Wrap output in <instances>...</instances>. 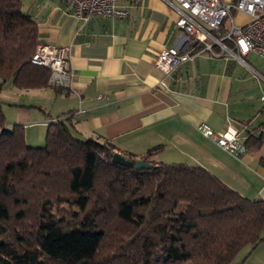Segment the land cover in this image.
Here are the masks:
<instances>
[{
  "label": "trees",
  "instance_id": "trees-1",
  "mask_svg": "<svg viewBox=\"0 0 264 264\" xmlns=\"http://www.w3.org/2000/svg\"><path fill=\"white\" fill-rule=\"evenodd\" d=\"M38 35L21 0H0V85H50L30 61ZM24 133L0 108V264H229L264 239V198L201 165L152 159L161 144L135 154L60 119L41 146ZM115 152L151 166L118 164Z\"/></svg>",
  "mask_w": 264,
  "mask_h": 264
},
{
  "label": "crops",
  "instance_id": "crops-1",
  "mask_svg": "<svg viewBox=\"0 0 264 264\" xmlns=\"http://www.w3.org/2000/svg\"><path fill=\"white\" fill-rule=\"evenodd\" d=\"M119 3L127 17L94 16L82 24L60 0H21L37 23L39 43L66 48L74 77L68 87L32 88L29 104L8 98L6 127L21 123L30 145L40 144L56 119L81 138L135 154L161 144L152 159L201 165L245 197L264 198V84L244 87L257 70L227 53L201 50L165 73L155 59L180 35L175 12L164 0ZM245 70L250 76L243 78ZM201 123L218 131L236 127L245 152L222 150L199 131Z\"/></svg>",
  "mask_w": 264,
  "mask_h": 264
},
{
  "label": "built area",
  "instance_id": "built-area-1",
  "mask_svg": "<svg viewBox=\"0 0 264 264\" xmlns=\"http://www.w3.org/2000/svg\"><path fill=\"white\" fill-rule=\"evenodd\" d=\"M72 8L73 13L86 23L94 16L125 18L129 10L119 1L137 3L143 0H60ZM175 12V24L181 32L170 46L163 47L155 59V66L170 73L173 67L191 59L198 51L211 56L227 53L246 63L242 57L249 52L264 55V0H164ZM235 10L246 16L236 21ZM226 21H228L226 23ZM30 61L49 69L48 83L68 87L74 77L65 47L38 43ZM264 102V88L260 91ZM199 131L222 150L241 154L246 147L236 127L229 125L224 131L214 130L206 124Z\"/></svg>",
  "mask_w": 264,
  "mask_h": 264
},
{
  "label": "rangeland",
  "instance_id": "rangeland-1",
  "mask_svg": "<svg viewBox=\"0 0 264 264\" xmlns=\"http://www.w3.org/2000/svg\"><path fill=\"white\" fill-rule=\"evenodd\" d=\"M232 15L234 16V19L236 21H241L244 19V16L242 13L237 12L235 10L232 11ZM228 21H226L227 23ZM241 65L244 64L247 68V71H255L257 73V78L255 80L253 78L245 79L244 87H248V90H253L257 86V82L259 85L264 84V55H260L258 53L251 52L248 54V56L242 57V59L247 63H243L241 60L235 58ZM251 67V68H250ZM255 69V70H254ZM246 70L242 72V77L246 78L250 75H247ZM253 73V72H252ZM256 75V74H254ZM257 88V87H256ZM27 89V90H25ZM32 88H19L15 85H13L9 80L5 81L2 85V88L0 90V107L4 110V116L5 120L9 118L8 113V105L10 102L9 99H15L20 100L21 103L24 102L25 104H29L32 100ZM28 91V92H27ZM30 93V94H29ZM45 137V135H43ZM45 139V138H44ZM44 139L40 144H35L34 146H41L44 143ZM63 207H66V205H62ZM184 207V203H180L176 210L179 211L181 208ZM264 235V231L261 233ZM252 251V250H251ZM250 251V245H245L242 247L232 258V260L229 262V264H264V242H262L252 253Z\"/></svg>",
  "mask_w": 264,
  "mask_h": 264
},
{
  "label": "water",
  "instance_id": "water-1",
  "mask_svg": "<svg viewBox=\"0 0 264 264\" xmlns=\"http://www.w3.org/2000/svg\"><path fill=\"white\" fill-rule=\"evenodd\" d=\"M112 161L125 166H134L137 169H146L151 166L150 163H147L142 159H138L135 161L129 160L117 152L113 153Z\"/></svg>",
  "mask_w": 264,
  "mask_h": 264
}]
</instances>
